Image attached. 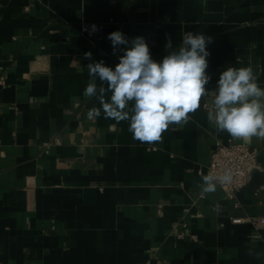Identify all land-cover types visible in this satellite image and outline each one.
Here are the masks:
<instances>
[{"label":"crops","instance_id":"obj_1","mask_svg":"<svg viewBox=\"0 0 264 264\" xmlns=\"http://www.w3.org/2000/svg\"><path fill=\"white\" fill-rule=\"evenodd\" d=\"M94 21L99 31L83 34ZM117 30L143 37L157 62L168 39L178 49L186 32L210 36L208 92L229 67L251 66L264 88V0H0V261L264 264L248 255L264 253L251 220L264 216V184L235 199L198 187L218 142L255 147L264 166V139L217 132L203 103L153 144L103 111L87 119L100 107L83 95L87 64L115 68Z\"/></svg>","mask_w":264,"mask_h":264},{"label":"clouds","instance_id":"obj_2","mask_svg":"<svg viewBox=\"0 0 264 264\" xmlns=\"http://www.w3.org/2000/svg\"><path fill=\"white\" fill-rule=\"evenodd\" d=\"M93 31L97 30L92 26ZM115 55L119 50V63L115 68L104 61L87 64L90 81L83 95L95 97L100 107L87 112V119L101 116L117 123L128 121V131L135 141L142 144L160 142L170 125L182 126L189 122L190 114L210 107L209 122L217 132H227L234 140L248 142L252 137L264 139V88L259 87L251 66L229 67L221 72L216 90L208 92L206 85L211 77L207 74L210 52L207 45L213 38L203 34L186 32L178 49H170L162 61L151 58L150 49L143 37L131 40L119 30L107 37ZM126 46L120 49V46ZM92 59V53L84 54ZM99 79V86L97 85ZM111 93L106 99V94ZM232 180L230 172L216 175L209 173L201 177L200 195L214 193L217 184ZM217 211H220L217 205ZM248 255L255 259L264 253L249 249Z\"/></svg>","mask_w":264,"mask_h":264},{"label":"built area","instance_id":"obj_3","mask_svg":"<svg viewBox=\"0 0 264 264\" xmlns=\"http://www.w3.org/2000/svg\"><path fill=\"white\" fill-rule=\"evenodd\" d=\"M93 25L96 26L97 30L93 31ZM80 30L85 35L93 36L99 31V23L95 21L82 23L80 24ZM0 83H5L4 76H0ZM210 107H208L209 110ZM150 148H154V146H150ZM255 169L264 173V166L258 163V150L248 144L231 140L226 143L218 142L207 166L206 175L210 172L216 175L223 174L226 171L230 172L232 175L231 182L217 185L221 186L230 198L235 199L238 192L250 183ZM233 219L236 221L241 220L240 217ZM251 220L257 227L264 226V216H256ZM0 264L5 263L0 261ZM157 264H165V262L159 260Z\"/></svg>","mask_w":264,"mask_h":264},{"label":"water","instance_id":"obj_4","mask_svg":"<svg viewBox=\"0 0 264 264\" xmlns=\"http://www.w3.org/2000/svg\"><path fill=\"white\" fill-rule=\"evenodd\" d=\"M264 184V173L255 169L253 171V180L248 184L253 190L259 189Z\"/></svg>","mask_w":264,"mask_h":264}]
</instances>
